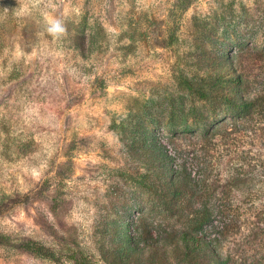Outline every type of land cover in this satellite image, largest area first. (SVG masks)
Returning a JSON list of instances; mask_svg holds the SVG:
<instances>
[{"label": "rangeland", "instance_id": "rangeland-1", "mask_svg": "<svg viewBox=\"0 0 264 264\" xmlns=\"http://www.w3.org/2000/svg\"><path fill=\"white\" fill-rule=\"evenodd\" d=\"M222 40L264 97V0H0V264H183L187 232L264 264V109L178 84Z\"/></svg>", "mask_w": 264, "mask_h": 264}, {"label": "trees", "instance_id": "trees-1", "mask_svg": "<svg viewBox=\"0 0 264 264\" xmlns=\"http://www.w3.org/2000/svg\"><path fill=\"white\" fill-rule=\"evenodd\" d=\"M217 39L219 40V38ZM222 42L224 43V47L222 46ZM222 42L215 41L212 43L217 51V55L211 57L208 55L209 57H204L205 59H203V62L199 61L198 63L208 68L212 65L213 68L207 71L205 75L204 73L200 75L198 80L180 76L178 79L179 86L183 87L191 95L197 96L201 101L209 102L210 100H220L227 107L233 109L238 108L248 114L253 113L258 108L264 109V97H262V95L249 96L246 93V87L243 88V86H245V80L243 75L238 71L240 51H236L232 54L225 48L228 43L223 40ZM227 42L230 41L228 40ZM231 44L233 43L231 42ZM75 45L84 48L85 39L83 37L79 38L76 40ZM132 134L136 136L142 135L144 140H148L147 137H145L147 136L146 130L142 125H136ZM177 173L178 172L171 169L162 174L165 180L168 179L165 185L173 195H176V191L178 190V185L175 181V178H177L175 174ZM187 184H189L188 181ZM32 196V194H29L21 197H13L10 198L9 201L12 206L28 204ZM207 218L208 216H204L198 220L193 230H199L203 223L205 224ZM261 222L264 223V217L259 219V223ZM230 229L229 226L224 229L225 235L231 234ZM255 232L254 234L256 235L257 232ZM189 233L191 232L183 234V236H186L183 239V264H230L228 257H222L217 252V247L214 245L213 241L209 242L196 236L194 233ZM114 239L121 245L116 254L123 262L128 261L138 250L137 244L131 238L127 237L122 229L115 230ZM25 248L27 251L40 257L54 259L52 251L35 240H28Z\"/></svg>", "mask_w": 264, "mask_h": 264}, {"label": "clouds", "instance_id": "clouds-1", "mask_svg": "<svg viewBox=\"0 0 264 264\" xmlns=\"http://www.w3.org/2000/svg\"><path fill=\"white\" fill-rule=\"evenodd\" d=\"M58 30H59V24L57 23L52 24V26L49 28L50 32H56Z\"/></svg>", "mask_w": 264, "mask_h": 264}]
</instances>
